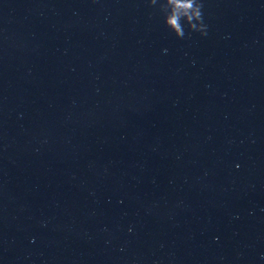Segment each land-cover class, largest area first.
<instances>
[{
    "label": "clouds",
    "instance_id": "obj_1",
    "mask_svg": "<svg viewBox=\"0 0 264 264\" xmlns=\"http://www.w3.org/2000/svg\"><path fill=\"white\" fill-rule=\"evenodd\" d=\"M152 5L157 0H150ZM202 3L200 0H164L160 11L164 13V23L178 38L185 35L184 24L191 31L206 35V25L202 21ZM183 21V23H182Z\"/></svg>",
    "mask_w": 264,
    "mask_h": 264
}]
</instances>
